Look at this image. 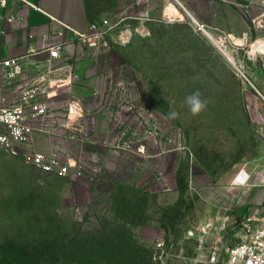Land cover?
<instances>
[{
    "label": "rangeland",
    "instance_id": "374dc122",
    "mask_svg": "<svg viewBox=\"0 0 264 264\" xmlns=\"http://www.w3.org/2000/svg\"><path fill=\"white\" fill-rule=\"evenodd\" d=\"M86 3L110 27L82 44L96 88L65 138L85 170L45 173L0 149V262L202 264L189 230L264 219V0H225L226 22L210 24L184 0Z\"/></svg>",
    "mask_w": 264,
    "mask_h": 264
},
{
    "label": "crops",
    "instance_id": "0c3cea01",
    "mask_svg": "<svg viewBox=\"0 0 264 264\" xmlns=\"http://www.w3.org/2000/svg\"><path fill=\"white\" fill-rule=\"evenodd\" d=\"M184 1L206 24L226 22L229 16L228 11L224 16L219 9L225 0ZM0 16V59L18 58L21 68L13 79H5L0 68V108L18 104L27 84L40 87L37 97L46 98L48 116L46 132L34 133L33 149L46 153L56 148L64 152L66 134L80 119L75 106L82 108L88 93L96 88L83 63V46L74 40V32L86 33L92 22L86 0H0ZM7 16H13V20L2 18ZM56 43H63V47L60 57L51 60L47 48ZM65 64L72 66L78 80L59 81L66 72ZM39 76H44L42 82H36ZM32 123L39 124L35 120Z\"/></svg>",
    "mask_w": 264,
    "mask_h": 264
},
{
    "label": "built area",
    "instance_id": "2783aa9c",
    "mask_svg": "<svg viewBox=\"0 0 264 264\" xmlns=\"http://www.w3.org/2000/svg\"><path fill=\"white\" fill-rule=\"evenodd\" d=\"M2 18L9 22L13 20V16ZM195 24L208 36H217L216 42L222 48L227 43L230 44V41L233 45L239 46V43L234 42L232 35L225 30L211 27L212 32H209L204 29V25ZM103 27L109 30L110 26L106 20L91 22L86 33L74 32V40L81 44L86 43L92 33L105 32L100 30ZM62 47L63 43L49 46L47 48L49 58L58 59ZM0 68L5 79H13L21 71L18 58L0 59ZM63 68L66 72L59 81L73 82L79 79L70 64H65ZM235 68L240 77L248 82L245 75L237 67ZM42 80L44 76H39L36 82ZM40 90L37 85L27 84L18 104L0 108V149L8 156L18 157L41 172L58 176H78L85 170V163L81 158L64 155L63 151L56 148L46 153L33 149L34 133L46 132L45 120L48 116L46 98L37 97ZM75 109L80 115L81 106H75ZM34 120L39 122L38 126L33 125ZM211 227L210 222H204L194 230H189V235L196 240L201 249L204 257L202 264H264V219H248L231 225L228 217L224 216L219 218L214 233ZM161 245V242H157L155 249L160 250Z\"/></svg>",
    "mask_w": 264,
    "mask_h": 264
},
{
    "label": "clouds",
    "instance_id": "9594fccd",
    "mask_svg": "<svg viewBox=\"0 0 264 264\" xmlns=\"http://www.w3.org/2000/svg\"><path fill=\"white\" fill-rule=\"evenodd\" d=\"M184 103L187 105L192 115H198L205 107L206 101L202 100L199 91H194L185 97ZM177 113L171 111L169 113V119H175Z\"/></svg>",
    "mask_w": 264,
    "mask_h": 264
},
{
    "label": "bare ground",
    "instance_id": "6f19581e",
    "mask_svg": "<svg viewBox=\"0 0 264 264\" xmlns=\"http://www.w3.org/2000/svg\"><path fill=\"white\" fill-rule=\"evenodd\" d=\"M166 11H174V8H173V6L172 5H169V7L167 8V10ZM234 39V38H233ZM238 41V40H237ZM238 43H240V42H238ZM257 50H259V49H257ZM222 52L224 53V55L228 58V60H232L231 59V56H230V54L227 52V51H225V49L224 50H222ZM231 63H234V62H232L231 61Z\"/></svg>",
    "mask_w": 264,
    "mask_h": 264
},
{
    "label": "trees",
    "instance_id": "16d2710c",
    "mask_svg": "<svg viewBox=\"0 0 264 264\" xmlns=\"http://www.w3.org/2000/svg\"><path fill=\"white\" fill-rule=\"evenodd\" d=\"M0 264H4L3 262H0Z\"/></svg>",
    "mask_w": 264,
    "mask_h": 264
}]
</instances>
